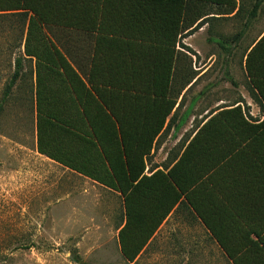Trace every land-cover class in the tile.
<instances>
[{"label": "trees", "instance_id": "16d2710c", "mask_svg": "<svg viewBox=\"0 0 264 264\" xmlns=\"http://www.w3.org/2000/svg\"><path fill=\"white\" fill-rule=\"evenodd\" d=\"M262 1L254 0L250 17ZM237 4L0 0V23L7 20L14 34L13 69L3 93L9 95L22 76L24 59L32 60L36 151L120 195L117 240L128 262L136 261L173 209L184 207L231 264H264V32L244 56L262 118H248L239 104L218 107L167 170L144 174V158L160 131L175 122V83L184 88L192 77V69L180 65L178 46L188 49L180 39L214 13L209 7L230 14ZM53 27L92 37L85 75L49 36Z\"/></svg>", "mask_w": 264, "mask_h": 264}, {"label": "rangeland", "instance_id": "374dc122", "mask_svg": "<svg viewBox=\"0 0 264 264\" xmlns=\"http://www.w3.org/2000/svg\"><path fill=\"white\" fill-rule=\"evenodd\" d=\"M237 2L230 14L209 7L214 13L180 39L188 48L178 46L184 53L181 67L201 74L184 87L176 118L194 100L192 115L185 130L174 135V122L166 124L146 158L149 168L168 166L170 154L176 155L218 107L239 104L248 118H261L263 108L249 85L244 56L264 31V0L254 17L249 15L254 0ZM9 25L0 23V264H231L184 207L173 210L135 262L124 259L117 240L120 195L35 149L32 60L24 59L22 76L9 95L3 93L13 69ZM47 33L79 71L86 69L91 36L56 27Z\"/></svg>", "mask_w": 264, "mask_h": 264}, {"label": "crops", "instance_id": "0c3cea01", "mask_svg": "<svg viewBox=\"0 0 264 264\" xmlns=\"http://www.w3.org/2000/svg\"><path fill=\"white\" fill-rule=\"evenodd\" d=\"M264 32V31H263ZM262 32V33H263ZM261 33V34H262ZM261 36V35H260ZM259 36V37H260ZM258 37V38H259ZM257 38V39H258ZM256 39V40H257ZM88 67H89V63L87 64V67H86V69L84 70H81V71H79V72H81V74H83V75H85L86 74V72H87V70H88ZM77 69L79 70V68L77 67ZM201 73L200 72H194V70H192V77H191V79H190V82L185 86V87H187L189 84H191L192 85V83H193V79L195 78V79H197V77L200 75ZM177 87L178 88H180V90H179V93H178V95H177V99H176V103H175V105H174V108H173V110H172V112L177 108V106L179 105V103H180V101H181V99H182V92H183V90H184V88H181V81H180V84H178L177 85V83H175V88L177 89ZM193 103H194V100L193 101H191L185 108H184V110L181 112V114L180 115H178V118L179 117H182L183 118V116H185V114H187V116H186V118H185V121H184V123L182 124V125H180V126H178L177 125V123H178V118H176V120H175V122L172 124V128L170 129V131L172 132L171 134L172 135H174L175 133H177L180 129H184V126H185V124H186V122H187V120H188V118L192 115V107H193ZM231 106V105H230ZM215 110V109H214ZM213 110V111H214ZM209 114V113H208ZM207 116V115H206ZM262 116H263V114H262ZM262 116H261V118H262ZM206 117H204L203 118V120L205 119ZM260 118V119H261ZM167 122V121H166ZM201 123V122H200ZM165 125H166V123H165ZM165 125H164V127H163V129L165 128ZM44 126L46 127L47 126V122L45 121V123H44ZM163 129L160 131V133H159V135L162 133V131H163ZM185 130V129H184ZM194 132V131H193ZM193 132L191 133V135L193 134ZM158 135V136H159ZM190 135V136H191ZM43 136H44V138H46V133L45 132H43ZM187 142V141H186ZM183 148V147H182ZM182 148L179 150V152L175 155H173V154H170L171 156H174L173 158H177V157H175V156H177V155H179L180 154V152H181V150H182ZM35 149H36V135H35ZM153 149H154V147L151 149V151H150V153L147 155V156H150V154L152 153V151H153ZM168 153H166V155H167ZM41 155V154H40ZM42 156H44V155H42ZM147 156L144 158V163H145V168H144V174H146V175H150L153 171H155V170H157V169H160V170H167L172 164H173V162L175 161V159H173L172 158V161L168 164V166L166 165V166H155V167H153V168H149V166H148V163H147ZM45 157V156H44ZM47 158V157H46ZM47 159H49V158H47ZM49 160H51V159H49ZM51 161H53V160H51ZM54 163H56V164H58V165H60L61 167H63V168H65V169H68L67 167H65V166H63V165H61V164H59V163H57V162H55V161H53ZM166 168V169H165ZM69 171H71L70 169H68ZM73 172V171H72ZM76 173V172H75ZM78 174V173H77ZM80 175V174H79ZM81 176H83V175H81ZM83 177H85V176H83ZM86 178H88V177H86ZM89 179V178H88ZM91 180V179H90ZM93 181V180H92ZM95 182V181H94ZM174 210V209H173ZM173 210L169 213V215L163 220V222L160 224V226L158 227V229H157V231L160 229V227L162 226V224L167 220V218H169V216L171 215V213L173 212ZM157 231H156V233H157ZM155 233V234H156Z\"/></svg>", "mask_w": 264, "mask_h": 264}]
</instances>
